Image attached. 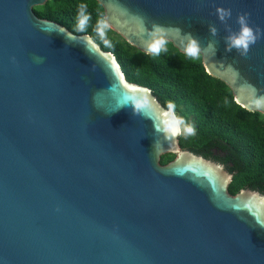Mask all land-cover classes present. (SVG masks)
I'll use <instances>...</instances> for the list:
<instances>
[{"label":"water","instance_id":"obj_1","mask_svg":"<svg viewBox=\"0 0 264 264\" xmlns=\"http://www.w3.org/2000/svg\"><path fill=\"white\" fill-rule=\"evenodd\" d=\"M46 1L0 0V264H264V194H232L223 164L182 148L174 109L40 18ZM98 1L130 44L202 53L264 113V0ZM242 15L246 52L230 43Z\"/></svg>","mask_w":264,"mask_h":264},{"label":"trees","instance_id":"obj_2","mask_svg":"<svg viewBox=\"0 0 264 264\" xmlns=\"http://www.w3.org/2000/svg\"><path fill=\"white\" fill-rule=\"evenodd\" d=\"M34 10L73 33L90 34L113 52L129 81L151 88L166 108L174 109L182 126L191 127L179 137L182 148L233 174L232 194L242 189L264 194V113L239 104L230 85L207 72L202 53L183 52L169 40L151 53L142 51L107 24L98 0H48ZM175 157L164 153L160 161L168 164Z\"/></svg>","mask_w":264,"mask_h":264},{"label":"clouds","instance_id":"obj_3","mask_svg":"<svg viewBox=\"0 0 264 264\" xmlns=\"http://www.w3.org/2000/svg\"><path fill=\"white\" fill-rule=\"evenodd\" d=\"M225 14L226 13L221 10V19L224 18ZM239 23L241 28L237 33L230 37V43L237 48H243L246 52L249 45L255 43L258 30L254 31L253 28L247 23L246 18L243 15L239 18ZM213 31H215V29H213ZM189 131H191V129H189Z\"/></svg>","mask_w":264,"mask_h":264},{"label":"rangeland","instance_id":"obj_4","mask_svg":"<svg viewBox=\"0 0 264 264\" xmlns=\"http://www.w3.org/2000/svg\"><path fill=\"white\" fill-rule=\"evenodd\" d=\"M183 128H182V133H185V131L186 132H188L189 131V129H191V127H188V126H182ZM213 161V160H212ZM213 162H215V161H213ZM224 168L226 169V171H227V168L224 166Z\"/></svg>","mask_w":264,"mask_h":264},{"label":"bare ground","instance_id":"obj_5","mask_svg":"<svg viewBox=\"0 0 264 264\" xmlns=\"http://www.w3.org/2000/svg\"><path fill=\"white\" fill-rule=\"evenodd\" d=\"M179 130V129H178Z\"/></svg>","mask_w":264,"mask_h":264}]
</instances>
